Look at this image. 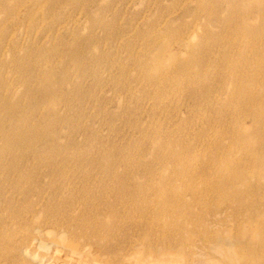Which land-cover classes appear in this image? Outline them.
Instances as JSON below:
<instances>
[{
    "label": "rangeland",
    "instance_id": "1",
    "mask_svg": "<svg viewBox=\"0 0 264 264\" xmlns=\"http://www.w3.org/2000/svg\"><path fill=\"white\" fill-rule=\"evenodd\" d=\"M0 264H264V0H0Z\"/></svg>",
    "mask_w": 264,
    "mask_h": 264
},
{
    "label": "bare ground",
    "instance_id": "2",
    "mask_svg": "<svg viewBox=\"0 0 264 264\" xmlns=\"http://www.w3.org/2000/svg\"><path fill=\"white\" fill-rule=\"evenodd\" d=\"M145 262V261H144Z\"/></svg>",
    "mask_w": 264,
    "mask_h": 264
}]
</instances>
